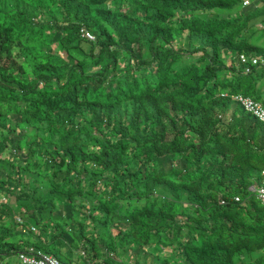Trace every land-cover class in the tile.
I'll return each instance as SVG.
<instances>
[{"label":"trees","instance_id":"trees-1","mask_svg":"<svg viewBox=\"0 0 264 264\" xmlns=\"http://www.w3.org/2000/svg\"><path fill=\"white\" fill-rule=\"evenodd\" d=\"M256 1L0 0V264H264Z\"/></svg>","mask_w":264,"mask_h":264},{"label":"built area","instance_id":"built-area-1","mask_svg":"<svg viewBox=\"0 0 264 264\" xmlns=\"http://www.w3.org/2000/svg\"><path fill=\"white\" fill-rule=\"evenodd\" d=\"M253 2V0H243L242 5L248 6ZM238 64L243 66V72L248 73L251 70L252 65H262L264 66V56L252 54V55H245L240 53L238 55ZM222 95L226 96L227 93H222ZM232 98L237 100L241 103L244 110L256 117L260 122L264 124V106L263 104L256 99H253L249 96H244L241 94H233ZM264 145V142H263ZM262 175H264V170L262 171ZM248 190L255 195V197L264 204V182L260 185H250ZM236 201L239 198L236 196L234 198ZM221 203H225V200H221ZM24 262H32L34 264H66L64 262L59 261L53 256L42 254L41 252H37L36 255L34 254L31 258H27L23 256ZM84 264V263H83ZM89 264V263H85Z\"/></svg>","mask_w":264,"mask_h":264},{"label":"rangeland","instance_id":"rangeland-1","mask_svg":"<svg viewBox=\"0 0 264 264\" xmlns=\"http://www.w3.org/2000/svg\"><path fill=\"white\" fill-rule=\"evenodd\" d=\"M256 4L254 5L253 8H262L264 6V1H256ZM251 9V8H249ZM248 9H244L242 7V0H239L237 3L235 9H234V14H238L240 12H248ZM250 27L255 28L254 32L252 33L250 37V41L259 45V46H264V11H259V13L253 14V17L249 20L247 29ZM255 52L258 55L264 56V53L262 52L261 49L256 48ZM260 68H257V72L262 70V67L259 66ZM257 93L260 94L259 100L264 106V76L261 78V80L258 82V85L256 87ZM240 107V106H239ZM251 115V114H250ZM262 124V123H261ZM259 183V182H256ZM47 254H51L52 256L58 258L60 261L66 263V264H77L79 258H76V255L74 254L72 259H69V257L65 254V252L61 250H56L50 248V250H46ZM11 264H21L19 260L16 258L12 260Z\"/></svg>","mask_w":264,"mask_h":264},{"label":"clouds","instance_id":"clouds-1","mask_svg":"<svg viewBox=\"0 0 264 264\" xmlns=\"http://www.w3.org/2000/svg\"><path fill=\"white\" fill-rule=\"evenodd\" d=\"M82 35L87 36V37H89V38H92L91 34H90L89 32H87V31H84V30H83V32H82ZM15 152H16V150H14V153H15ZM4 197H6V196L4 195V196H1L0 198L3 199ZM16 219H17L18 221H20V218L17 217V216H16ZM19 231L23 232L22 229H19ZM37 252H41L42 254L52 256L51 254H47V253H45V252H42V251L37 250V249L34 248L33 246H29V247H27V248H23V249L20 250L18 253L11 255V256H10V259L8 260V263L11 264V263H12V260H13V259L16 260V258H17L21 264H34V263H32V262H24V261H23V256H26L27 258H29V257L31 258L34 254L36 255ZM53 257H54V256H53ZM55 258H56V257H55ZM56 259H58V258H56ZM58 260H59V259H58ZM59 261H60V260H59ZM61 262H62V261H61Z\"/></svg>","mask_w":264,"mask_h":264}]
</instances>
